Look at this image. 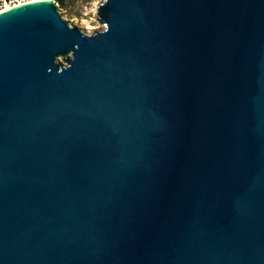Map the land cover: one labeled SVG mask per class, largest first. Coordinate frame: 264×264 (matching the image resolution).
<instances>
[{
    "label": "water",
    "instance_id": "95a60500",
    "mask_svg": "<svg viewBox=\"0 0 264 264\" xmlns=\"http://www.w3.org/2000/svg\"><path fill=\"white\" fill-rule=\"evenodd\" d=\"M97 14L0 15V264H264V0Z\"/></svg>",
    "mask_w": 264,
    "mask_h": 264
},
{
    "label": "rangeland",
    "instance_id": "374dc122",
    "mask_svg": "<svg viewBox=\"0 0 264 264\" xmlns=\"http://www.w3.org/2000/svg\"><path fill=\"white\" fill-rule=\"evenodd\" d=\"M19 1L24 0H11L6 3L12 4ZM51 1L58 5L62 18L71 27H77L90 34L105 28L97 14L99 5L105 0H64V3L60 0Z\"/></svg>",
    "mask_w": 264,
    "mask_h": 264
},
{
    "label": "bare ground",
    "instance_id": "6f19581e",
    "mask_svg": "<svg viewBox=\"0 0 264 264\" xmlns=\"http://www.w3.org/2000/svg\"><path fill=\"white\" fill-rule=\"evenodd\" d=\"M38 1H42V0H24V1L15 2L12 4L6 3L5 5L0 6V15L9 9L20 7V6L27 5V4H31V3L38 2ZM46 1L50 2L51 0H46Z\"/></svg>",
    "mask_w": 264,
    "mask_h": 264
},
{
    "label": "trees",
    "instance_id": "16d2710c",
    "mask_svg": "<svg viewBox=\"0 0 264 264\" xmlns=\"http://www.w3.org/2000/svg\"><path fill=\"white\" fill-rule=\"evenodd\" d=\"M11 0H0V6H3L6 2H9ZM62 3H64V0H60Z\"/></svg>",
    "mask_w": 264,
    "mask_h": 264
}]
</instances>
